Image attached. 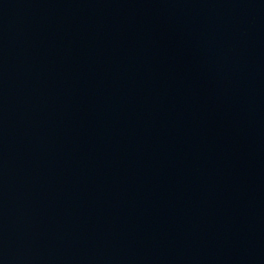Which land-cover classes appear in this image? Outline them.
Wrapping results in <instances>:
<instances>
[{
	"label": "water",
	"instance_id": "water-1",
	"mask_svg": "<svg viewBox=\"0 0 264 264\" xmlns=\"http://www.w3.org/2000/svg\"><path fill=\"white\" fill-rule=\"evenodd\" d=\"M0 264H264V0H0Z\"/></svg>",
	"mask_w": 264,
	"mask_h": 264
}]
</instances>
